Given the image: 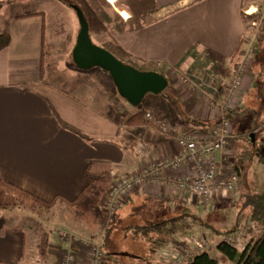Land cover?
<instances>
[{"label": "crops", "instance_id": "0c3cea01", "mask_svg": "<svg viewBox=\"0 0 264 264\" xmlns=\"http://www.w3.org/2000/svg\"><path fill=\"white\" fill-rule=\"evenodd\" d=\"M84 1L99 21L93 25L96 20L92 22L89 13L84 11L90 37L94 33L101 40L107 38V43L100 47L122 62L132 63L139 70L162 73L168 82L174 81L168 73L169 69L205 76L212 86L206 83L204 92L210 96L209 92L212 94V90H216L214 83L221 77L220 74L234 64L236 67L246 52L243 17L245 8L254 0ZM122 12L129 15L128 20L121 17ZM32 13L39 14L17 18ZM74 17L64 0H0V35L6 33L10 37L8 46L0 50V167L8 181L42 200L51 201L59 197L55 204L64 203L61 198H76L87 186L86 176L92 179L99 175L119 178L135 172L141 163L174 156L178 150V132L187 130V126L175 119L164 99L154 95L148 102L150 110L159 113L152 122L154 126L146 125L145 121L141 124L130 122L141 110L120 99L109 74L100 68L85 71L73 65L71 53L78 33ZM253 76L246 80L244 93L249 94L253 88ZM174 82L173 88L186 112L198 118L186 106L194 93L189 90L180 93L177 82ZM224 91L225 87L219 99H213L216 92L213 93L209 101L200 94L195 95L198 99L197 102L193 99V112H201L203 107L208 109L211 105L213 114L208 119H200V116L199 120L219 121L221 115L214 110V104L217 103L215 100L222 102ZM243 99L235 108L242 105ZM158 123H166L171 134H161ZM263 127L259 125L254 133L263 132ZM236 138H232L235 148L240 142H236ZM139 143L147 146L143 157L137 154ZM225 156V152L217 154L222 174H237L233 159L227 163ZM256 160L249 173L242 176L243 188L240 192L215 196L207 206L202 207L236 202L241 212V194L256 193L259 180H264L259 167L264 164V158H260L259 162ZM182 201L185 200L177 192L153 188L135 191L123 206L155 203L162 212L161 216H165L164 220H169L183 215L177 212L178 203ZM241 213L244 221L235 225L247 222L246 213ZM3 216L0 210V218L4 221L0 229V264H32L38 244L33 245L32 236L17 226L15 219L7 223ZM119 222L121 226L130 225H123L121 220H117L116 224ZM81 223L76 226L64 223L57 230L81 240H90L88 237L91 238L95 232L82 220ZM209 225L211 229L201 227L189 218L180 221L172 232L166 234L154 255L153 264H171L167 259L168 249L183 242V235L196 229L197 234L211 240L214 248L210 255L218 260V264H230L221 259L216 247L223 236L216 235L213 230L224 233L235 225L227 230ZM57 230L48 233L47 254L39 264H59L62 253L68 248L73 249L79 263L84 264L83 244L64 241L59 235L61 231ZM260 233L261 230L249 231L240 245L246 247L252 244ZM128 253L133 260L127 259L126 264H145L135 253ZM110 260L107 262L115 263Z\"/></svg>", "mask_w": 264, "mask_h": 264}, {"label": "trees", "instance_id": "16d2710c", "mask_svg": "<svg viewBox=\"0 0 264 264\" xmlns=\"http://www.w3.org/2000/svg\"><path fill=\"white\" fill-rule=\"evenodd\" d=\"M76 5L80 7L79 4ZM38 14L39 13L22 14L17 18L31 17ZM9 42V35L6 33L1 34L0 50L8 46ZM253 50L254 53L250 64V71L255 77L254 86L246 96V100H244L242 105L237 106L224 114L232 127V138L237 136L235 139L236 142L240 141L236 143L237 146L234 148L233 163L236 170L238 169L237 174L240 175L241 178L243 176L241 171L245 168L251 167L256 157V152L253 149V144L255 143L252 136L254 135L256 126H258L259 102L264 100V21L258 25L256 32L254 33ZM126 64L135 67L132 63ZM160 74L163 75L162 73ZM156 96L164 99L172 109L175 119L180 124L187 126L190 129L207 130L218 122L217 119L199 120L198 118L190 116V114L186 112L180 97L177 95V92L171 83H168L167 88L161 94ZM138 107L136 109L140 110ZM143 121H145V124L148 126H154L152 121L144 120V115L140 111L130 119V122L135 124H141ZM243 128L244 131H242ZM80 136L85 138L83 135ZM243 142L246 144H243ZM86 178L87 186L76 198L73 200L61 198V200L79 215L80 219L90 230H93L98 222V217L96 213L91 208L86 207L85 204L93 195L96 182L92 178L87 176ZM105 187L107 188L108 185L106 184ZM102 198L103 194L100 193L97 196L96 204H99ZM57 199L60 198L58 197L51 201H45L17 187L5 178L0 167V210H13L20 204H24L28 207H47L52 206ZM240 204L241 212L246 213V223L254 224L259 229H264V191L251 194L242 193ZM186 218L193 220L201 227L207 229L212 228L211 225L201 221L194 215L183 214L180 217L164 220L151 225L130 224L123 226V238H126L129 241L130 251L135 253L142 262L145 264H153L155 262L154 255L158 251L159 246L164 242L166 234L172 232L176 225L180 221H184ZM246 223L244 225L237 224L224 233L215 230H213V232L218 236H225L246 226ZM119 224L120 222L118 224H113L109 221L103 232L101 237V249L105 256L103 264H111L107 262V258L114 260V264H126L125 261H123L124 259L133 260L128 252H114L113 250V234L115 229H118ZM3 226L4 221L0 218V229L3 228ZM48 243V234H42L38 246V256L41 260H43L47 254ZM216 247L221 254V259L229 261L230 264H264V230L261 231L260 235L254 242H252V244L247 245L241 251L236 248V245L225 244L223 242L218 243ZM188 264H218V260L208 253L202 252L195 255Z\"/></svg>", "mask_w": 264, "mask_h": 264}, {"label": "built area", "instance_id": "2783aa9c", "mask_svg": "<svg viewBox=\"0 0 264 264\" xmlns=\"http://www.w3.org/2000/svg\"><path fill=\"white\" fill-rule=\"evenodd\" d=\"M260 9L259 22H254L253 26L258 27L264 21V3ZM249 52L250 55L237 64L232 77L226 83L222 102L214 104V110L221 115L216 125L207 130L179 131L176 137L178 150L174 156L141 163L135 172L127 176L116 177L106 196V205L110 212L127 204L131 195L142 189L172 190L187 202L197 203L199 206H207L215 196H228L242 190L243 183L240 175L225 176L222 174L221 162L217 154L225 152L232 138V128L224 113L235 108L240 101L246 80L252 79L249 68L254 53L253 48ZM168 73L185 90L200 94L206 101L210 100V96L204 92V88H207L206 83L194 79L187 72L176 69H169ZM144 118L152 122L155 120V117L149 113H146ZM158 131L165 136L171 134V129L166 123H158ZM146 153V144L139 143L138 156L143 157ZM182 172L185 175H180ZM259 230L264 229H259L254 224L246 225L223 236L218 243L236 245L249 231ZM59 235L70 244L74 242L83 244L85 247L84 264H103L105 256L101 249V242L81 240L66 232H60ZM213 248L212 242L201 237L189 248H171L166 254L171 264H188L198 253L205 252L210 255ZM60 260L59 264H80L78 255L71 248L62 253Z\"/></svg>", "mask_w": 264, "mask_h": 264}, {"label": "rangeland", "instance_id": "374dc122", "mask_svg": "<svg viewBox=\"0 0 264 264\" xmlns=\"http://www.w3.org/2000/svg\"><path fill=\"white\" fill-rule=\"evenodd\" d=\"M64 2L66 4L67 3L79 4L83 13H85L84 11H86V13H89V17L91 18L92 22L96 20L97 17H95L93 15V12L91 11V9L89 8V6L87 5V3L84 0H64ZM263 3H264L263 0H254L253 2H251V5H249L247 8H245L246 9L245 15L250 14L251 16L248 17V16L244 15V17H243V21H244V24L246 26L247 45H246L245 55L242 56L241 60L244 57L247 58L250 55V52H249L250 49L253 48L254 33L256 32L255 30H256L257 26H253L252 24L254 22L255 23L259 22L260 12H261L260 8L262 7ZM72 14H74L73 11H72ZM84 16L86 17L85 14H84ZM74 18L77 22L76 16ZM86 19H87V17H86ZM116 20H118V19L116 18ZM96 22H99L98 19L93 23V25H95ZM77 24H78V22H77ZM78 29H79V26H78ZM91 39H92L93 43L98 45V46L105 45V43H107V42H105V40L107 38L101 40L94 33H91ZM108 47H109V49H111L110 45H108ZM58 51L59 50H56V52H58ZM122 58H124V57H122ZM69 60L71 61L70 55H69ZM234 66H235V64L232 65L231 68L226 70L224 72V74L222 72L220 74L221 77L219 79H216V82L214 84H216L218 86V88L215 85L216 90L215 91L212 90V94L209 92L210 97L213 98L212 95L215 92H216V97L213 99H219L221 97L223 88L225 87L226 83L230 80V78L232 77V75L236 69V67H234ZM187 73L188 74L190 73V75H192L194 79L201 80L203 83H208L210 86H212L210 84V82L207 81V77L197 76L190 71H187ZM254 80H255V77L253 76V82H252L253 85H254ZM173 82H168V83H171V85L173 86V84L175 83V82L174 83ZM176 87L178 88V90H180L179 91L180 93H182V92L185 93L186 90H184L181 86L176 84ZM219 91H221L220 94H219ZM195 95L199 96V94L194 93V96L190 95L189 100H187L188 102H186V106H187L188 111L191 112L192 114L194 113V115H196L198 118L201 116L200 119L211 118V116L213 115L211 110H210L211 105H209L210 107L208 109L203 107L201 112L200 111L193 112V108L195 105V103L193 102V99L195 100V102H197V99H198V98H196ZM247 95H248V93H244V91L242 90V93L240 95L241 96L240 101L242 100V98H244L243 101L246 100ZM152 98L153 97L151 95L147 94L145 96L144 100L142 101L141 105L138 107L144 116L146 113L152 114L154 117L155 116L157 117V115L159 114L158 112L155 113V111H151L150 108L148 107V102ZM120 99L124 100L121 97H120ZM215 101H217V103L221 102L219 100H215ZM163 102H165V101H163ZM191 104H192V107H191ZM197 109L200 110L198 107L196 108V110ZM257 124H258V126H256V129H257V127L259 128V125L264 126V100L259 102V114H258ZM186 129L192 130L189 127H186ZM256 129L254 130V132L256 131ZM263 129H264V127H263ZM242 131H244V128L242 129ZM252 137L253 138L255 137V139H257L254 142L255 144H253V149L256 152L255 160L257 159L256 161L259 162L260 158H264V131L261 133L256 132V133H254V135ZM232 141L233 140L231 138L229 141V145H228L227 149L225 150V153H226L225 158H226L227 163H229L233 159L235 145L233 144ZM243 144H246V143L243 142ZM256 164H258V163H256ZM259 167H260V173H261L260 176H264V164L261 163ZM249 169H250V167L245 168L244 170L241 171L243 176H244V174L247 175L249 173V171H250ZM180 175H185V173L182 172ZM115 178L116 177H112V179L106 178L105 176H102V175L94 177L95 182H96V185L94 188V193L87 200V202L85 204L86 207L91 208L96 213V215L98 217V222L95 226V230L93 229V231L95 233H93L91 238L88 237L92 241L101 242V237H102L103 232H104L106 226L108 225L109 221H111L113 224H115V223H117V220H121L123 225H127V224H134V223H136V224H152V223H157L159 221L166 219L165 216H161L162 212H161L160 208H158V205H156L155 203H152V204L150 203V205L145 204L143 206L140 205L139 203H133L129 206H123V207H121V208H119L113 212H110L108 206L105 204L106 203V196H107L108 190L110 188V185L115 180ZM107 179H108V182H106ZM105 182L108 185L107 188L105 187V185H106ZM246 183H247V185L250 184L248 181V177H246ZM260 191H264V180H263V178H261L259 180L256 192H260ZM100 193L103 194V198L99 204H96L97 196ZM185 201H182L183 203H181V204L178 203L177 212L179 214H188V213L194 214L201 221H203L207 224H212L218 229L227 230L228 228L232 227L236 223H241L242 221H244V215L241 212H239L240 211L239 203L229 202V203H226L224 205H215V206L210 205L207 208H203L202 206L195 205L193 202H187L186 201L187 204L189 203L187 205L185 203ZM2 211L4 214L3 217L7 223L12 222V221H10L12 218L15 219V221H16L15 224L17 226L21 227L24 231H26V233L28 235L32 236L34 246L36 243L39 246L38 242H40L42 234H44V233L48 234L50 231H53L54 229L57 230V228L59 226H63L64 223H70L73 226H76L79 224L82 225L79 215L75 211L71 210L65 203H58L57 202L55 204V202H54V204L52 206H47V207H40V206L28 207V206H25L24 204H20L16 209L2 210ZM158 216H159V218H156ZM122 228H123V226H121L119 224L118 229H120V230H118V232H117V229H115V232L113 234L114 242H112L113 247H114L113 250L114 251H117V250L118 251H127V252L129 251L130 252L129 241L126 238H123V234H122L123 229ZM57 231L62 232L63 230H57ZM196 231H197V229L193 233L184 234L183 235L184 236L183 242L177 243L173 248H179L180 249V248H189V247L193 246L194 242L202 237V235L199 233L197 234ZM255 233L257 234V232H255ZM88 238H86V239H88ZM209 241L211 242V240H209ZM236 246H237L236 247L237 249L239 248V249L243 250L245 248L244 247L245 245L244 244L240 245V242L237 243ZM34 254L35 255H33V257H32V260H33L32 264L33 263L39 264L42 260L39 258L38 252H36V249L34 250ZM211 256L213 257V255H211ZM107 260H110V258H107ZM123 261H126V260L124 259Z\"/></svg>", "mask_w": 264, "mask_h": 264}, {"label": "water", "instance_id": "95a60500", "mask_svg": "<svg viewBox=\"0 0 264 264\" xmlns=\"http://www.w3.org/2000/svg\"><path fill=\"white\" fill-rule=\"evenodd\" d=\"M78 22V33L71 57L73 65L79 70L100 68L111 77L119 96L130 106L136 108L147 94L159 95L168 86L165 76L152 70H139L119 60L107 49L93 43L89 24L81 8L69 3Z\"/></svg>", "mask_w": 264, "mask_h": 264}, {"label": "bare ground", "instance_id": "6f19581e", "mask_svg": "<svg viewBox=\"0 0 264 264\" xmlns=\"http://www.w3.org/2000/svg\"><path fill=\"white\" fill-rule=\"evenodd\" d=\"M110 2H115L116 0H109ZM121 17L124 19V20H128L129 19V15L126 14L125 12H122L120 13Z\"/></svg>", "mask_w": 264, "mask_h": 264}]
</instances>
